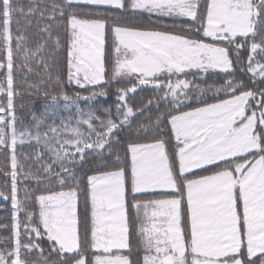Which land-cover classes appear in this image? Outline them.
<instances>
[{
	"label": "snow or ice",
	"instance_id": "6c2138e0",
	"mask_svg": "<svg viewBox=\"0 0 264 264\" xmlns=\"http://www.w3.org/2000/svg\"><path fill=\"white\" fill-rule=\"evenodd\" d=\"M257 82L264 0H0V264H264Z\"/></svg>",
	"mask_w": 264,
	"mask_h": 264
},
{
	"label": "trees",
	"instance_id": "16d2710c",
	"mask_svg": "<svg viewBox=\"0 0 264 264\" xmlns=\"http://www.w3.org/2000/svg\"><path fill=\"white\" fill-rule=\"evenodd\" d=\"M18 2L20 4H22L25 7V9H27L29 4L31 3V0H18ZM35 19L36 18H33V26H32V29L30 30V33H34L35 30H36ZM159 19L162 20L164 22V24H167L168 27L171 29V21L170 20H168L167 18H159ZM22 23H23V21H22ZM138 26L162 28L163 24L156 23V24L149 25L148 22H147L146 14H145L144 18L141 19L138 22ZM32 46L35 47L34 44ZM44 55L47 56L48 52H45ZM65 56H66V53H64L62 51L60 56H59V60L61 61V63H64ZM53 71L55 72V67H53ZM65 71H66V67H65ZM33 78H35V77H33ZM245 79L247 80V77H245ZM214 82L215 83H219V81H216L214 79L213 80H209L207 83H204V82H199V83H201L202 87L207 88L209 84H212ZM255 87L264 88V84H261V83L257 82V85ZM153 95H154V93L152 92V90L150 88L144 87V88L138 89L137 93L132 94V95L129 96V104L131 106H133L134 109L138 108L142 104L146 103L148 98L152 97ZM208 95L211 96V92H209ZM23 102L25 103V105H30V107L32 108L33 111H35L37 116H39L40 113L43 111L44 100H43L42 96H31L30 97V96L25 95L24 98H23ZM17 103H20L19 99L17 100ZM114 103H115V97L113 96V97H110L108 99V103L105 104L104 107L112 106V105H114ZM98 107H99V105H98ZM74 112H75V110L73 109L72 113L74 114ZM153 112H155V109H153ZM27 113H28V108L26 107L25 110H24L25 119H26V121H30L31 117ZM114 113H115V108L113 106V114ZM97 114L98 115H103L102 112L101 113H97ZM69 115H70L69 112L61 110L59 116L55 118V123L57 125H59L60 118H67V117H69ZM133 119H135V117ZM141 119H143V117H141ZM51 122H52V118H49L47 123H51ZM72 126H75V117H74V115H73V119H72ZM81 127H82L83 130H85V131L87 130L86 129V125H82ZM42 130H43V128H42ZM122 135L123 136H128L129 134L127 132H125ZM23 150L25 152H30L31 151V149H29L27 146H25ZM45 158H47V156H45ZM90 167H92V165L89 163V165H87L84 170L87 171L88 168H90ZM6 179H10V178H6V177L0 175V188L3 187V184H4ZM21 195H22V193H21ZM10 212H11V203H10V201H4V200L0 199V222H8V218L10 216ZM79 212H80V214H83V208L82 207L79 208ZM21 215H23V214H21ZM0 235H7V233L6 232H0ZM42 247L44 249L43 254H44V256L46 258H48V260L50 261V264H57L58 257L56 255V253L51 252V250L49 249L47 243L42 244ZM37 258H38V254L33 256V259H37Z\"/></svg>",
	"mask_w": 264,
	"mask_h": 264
},
{
	"label": "rangeland",
	"instance_id": "374dc122",
	"mask_svg": "<svg viewBox=\"0 0 264 264\" xmlns=\"http://www.w3.org/2000/svg\"><path fill=\"white\" fill-rule=\"evenodd\" d=\"M130 95H132V94H130Z\"/></svg>",
	"mask_w": 264,
	"mask_h": 264
}]
</instances>
